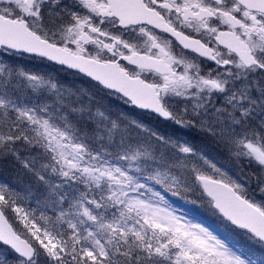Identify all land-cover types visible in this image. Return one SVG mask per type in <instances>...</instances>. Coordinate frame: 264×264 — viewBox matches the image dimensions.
<instances>
[{
    "label": "snow or ice",
    "instance_id": "snow-or-ice-1",
    "mask_svg": "<svg viewBox=\"0 0 264 264\" xmlns=\"http://www.w3.org/2000/svg\"><path fill=\"white\" fill-rule=\"evenodd\" d=\"M0 264H264V0H0Z\"/></svg>",
    "mask_w": 264,
    "mask_h": 264
},
{
    "label": "trees",
    "instance_id": "trees-1",
    "mask_svg": "<svg viewBox=\"0 0 264 264\" xmlns=\"http://www.w3.org/2000/svg\"><path fill=\"white\" fill-rule=\"evenodd\" d=\"M177 207L181 208L183 211L189 213L190 218H194L207 223H214L215 218L209 216L203 208H200L197 205L187 204L184 201H178Z\"/></svg>",
    "mask_w": 264,
    "mask_h": 264
}]
</instances>
